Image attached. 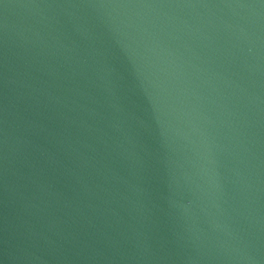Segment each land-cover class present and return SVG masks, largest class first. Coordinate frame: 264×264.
Returning a JSON list of instances; mask_svg holds the SVG:
<instances>
[{"label":"water","instance_id":"1","mask_svg":"<svg viewBox=\"0 0 264 264\" xmlns=\"http://www.w3.org/2000/svg\"><path fill=\"white\" fill-rule=\"evenodd\" d=\"M0 264H264V0H0Z\"/></svg>","mask_w":264,"mask_h":264}]
</instances>
